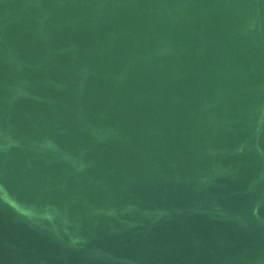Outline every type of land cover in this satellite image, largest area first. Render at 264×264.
Returning a JSON list of instances; mask_svg holds the SVG:
<instances>
[{"label":"water","instance_id":"obj_1","mask_svg":"<svg viewBox=\"0 0 264 264\" xmlns=\"http://www.w3.org/2000/svg\"><path fill=\"white\" fill-rule=\"evenodd\" d=\"M0 264H264V0H0Z\"/></svg>","mask_w":264,"mask_h":264},{"label":"bare ground","instance_id":"obj_2","mask_svg":"<svg viewBox=\"0 0 264 264\" xmlns=\"http://www.w3.org/2000/svg\"><path fill=\"white\" fill-rule=\"evenodd\" d=\"M135 189H137V187H124L122 189H117L116 187H112V189L107 190V192L105 193V195L107 196V198L109 199V201H113L116 200L119 196H125V195H133L135 193Z\"/></svg>","mask_w":264,"mask_h":264}]
</instances>
